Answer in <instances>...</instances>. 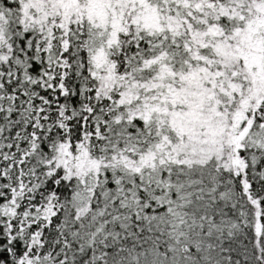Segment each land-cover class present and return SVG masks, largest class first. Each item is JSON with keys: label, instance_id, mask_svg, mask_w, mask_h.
<instances>
[{"label": "snow or ice", "instance_id": "snow-or-ice-1", "mask_svg": "<svg viewBox=\"0 0 264 264\" xmlns=\"http://www.w3.org/2000/svg\"><path fill=\"white\" fill-rule=\"evenodd\" d=\"M0 264H264V0H0Z\"/></svg>", "mask_w": 264, "mask_h": 264}]
</instances>
